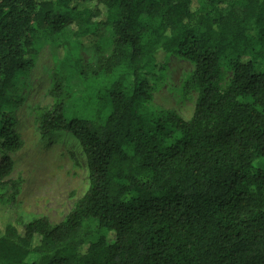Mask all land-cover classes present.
Listing matches in <instances>:
<instances>
[{
    "label": "trees",
    "instance_id": "obj_1",
    "mask_svg": "<svg viewBox=\"0 0 264 264\" xmlns=\"http://www.w3.org/2000/svg\"><path fill=\"white\" fill-rule=\"evenodd\" d=\"M101 24L112 50L96 70L111 82L70 115L58 70L38 127L78 142L88 188L54 227L0 222V264H264V202L250 194L264 167L247 176L264 160V0H0V195L19 191L3 109L36 42ZM176 55L194 64L188 122L146 106L147 76Z\"/></svg>",
    "mask_w": 264,
    "mask_h": 264
},
{
    "label": "rangeland",
    "instance_id": "obj_2",
    "mask_svg": "<svg viewBox=\"0 0 264 264\" xmlns=\"http://www.w3.org/2000/svg\"><path fill=\"white\" fill-rule=\"evenodd\" d=\"M111 37L110 28L101 24L92 36L77 37L69 29L62 35L36 42L26 69L9 94L12 104L3 109L11 121V137L20 143V148L3 150L12 161V172L5 181L18 183L19 191L10 188L0 195L2 227L14 223L21 229L42 217L54 227L65 220L85 194L87 163L78 142L69 133L43 139L38 127L41 116L54 108L58 70L63 103L70 115L84 109L86 97L109 85L111 79L96 69L99 60L111 53ZM164 64V68L157 65L147 76L150 99L146 106L156 114L170 112L188 122L198 98L196 90L186 88L194 64L178 55L169 56ZM221 77V89L225 90L231 72L221 68ZM263 167L264 160L256 159L247 176L253 179ZM250 194L264 202V190L250 187Z\"/></svg>",
    "mask_w": 264,
    "mask_h": 264
}]
</instances>
